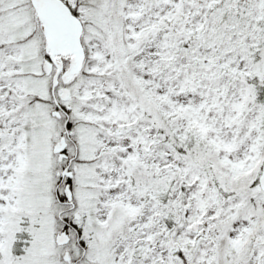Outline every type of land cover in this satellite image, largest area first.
I'll return each instance as SVG.
<instances>
[{
    "label": "snow or ice",
    "instance_id": "snow-or-ice-1",
    "mask_svg": "<svg viewBox=\"0 0 264 264\" xmlns=\"http://www.w3.org/2000/svg\"><path fill=\"white\" fill-rule=\"evenodd\" d=\"M0 264H264V0H0Z\"/></svg>",
    "mask_w": 264,
    "mask_h": 264
}]
</instances>
